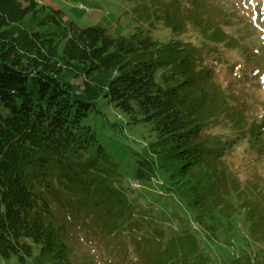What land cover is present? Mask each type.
I'll return each mask as SVG.
<instances>
[{
	"label": "trees",
	"instance_id": "trees-1",
	"mask_svg": "<svg viewBox=\"0 0 264 264\" xmlns=\"http://www.w3.org/2000/svg\"><path fill=\"white\" fill-rule=\"evenodd\" d=\"M136 5L139 25L113 35L0 0V256L24 264L29 238V264H264L243 248L264 243V28L213 0ZM100 99L146 127L129 163L93 125L115 126Z\"/></svg>",
	"mask_w": 264,
	"mask_h": 264
},
{
	"label": "rangeland",
	"instance_id": "rangeland-1",
	"mask_svg": "<svg viewBox=\"0 0 264 264\" xmlns=\"http://www.w3.org/2000/svg\"><path fill=\"white\" fill-rule=\"evenodd\" d=\"M41 3H47L61 9L64 13V19L75 23L79 27H86L91 25H101L107 29V31L113 35H127L134 30V28L139 25L140 21L137 20L136 14L134 13V8H136V3L139 0H134L132 3L125 2L123 0H38ZM217 1L218 4L224 6L226 11L230 13L232 10L237 11L238 19L240 21L250 20L252 29L249 31L262 32L264 28V0H213ZM142 2V0H141ZM142 4V3H141ZM145 27L147 25L144 24ZM150 33L162 41H168L171 39L178 38L169 29L161 25L160 23H155L154 27L150 28ZM186 38L195 41V32L189 28L182 34L179 38ZM225 53H232L235 50L223 49ZM99 106L104 114V116L112 122L115 126L109 127L105 121V118L101 115H97L94 121V127L98 133L108 139L111 147L115 148L116 153L119 154V159L124 163H129L133 158L132 150H136L141 147L140 142H142L143 132L146 135V127L138 126H126L123 114H121L116 108L110 107L103 99H100ZM145 129V131L143 130ZM247 149V148H246ZM247 151V150H246ZM234 166L232 170L235 175H238L237 184L246 183L247 188L251 189L250 182L254 175L251 176V172L246 168L243 162V152H240L238 156L233 159ZM132 164V162H131ZM134 164V163H133ZM125 166H127L125 164ZM124 166V167H125ZM260 182L264 185V176L260 178ZM135 187H138L135 186ZM234 186H230L233 189ZM264 209V208H263ZM178 213V212H177ZM182 213V212H180ZM174 226V225H172ZM243 235H247L245 226H241L240 229ZM245 232V234H244ZM32 243L33 246V257L37 255L39 250V245L33 243L29 238L27 239ZM217 241H230L228 238H219ZM232 243V241H231ZM241 243V242H240ZM227 244V243H226ZM264 243L245 240L243 241V248L248 251H257L259 249L263 250ZM234 248V249H233ZM230 248L228 254L220 248H215L212 254L214 259L217 260L218 257L221 258L224 255L229 256L228 259L223 261L228 262V260L239 253L235 247ZM211 253V250H207ZM233 252H236L233 254ZM32 257V258H33ZM31 257L26 258L24 264H29L32 261ZM0 264H21L16 256L10 258H4L0 256Z\"/></svg>",
	"mask_w": 264,
	"mask_h": 264
}]
</instances>
